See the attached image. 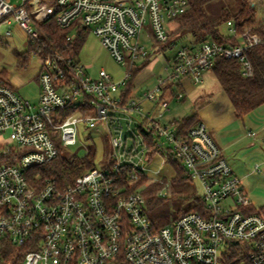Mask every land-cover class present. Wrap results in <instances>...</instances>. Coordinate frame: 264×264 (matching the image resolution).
<instances>
[{"label":"built area","instance_id":"1","mask_svg":"<svg viewBox=\"0 0 264 264\" xmlns=\"http://www.w3.org/2000/svg\"><path fill=\"white\" fill-rule=\"evenodd\" d=\"M248 4L261 13L258 0ZM56 6L0 0V29L10 36L16 26L39 43L36 24L51 18L74 28L68 40L86 28L128 71L117 82L103 69L93 78L79 60L32 51L41 63L36 103L0 80V264H222L232 242L243 249V264H264V215L248 211L251 200L208 125L184 132L163 120L171 101L184 99L182 80L203 84L219 58L239 61L243 76H253L248 53L264 48V15L241 32L227 22L234 45L207 39L181 47L152 85L125 100L132 70L150 62L142 37L153 48L165 44L170 23L191 0H57ZM167 83H174L171 100L162 98ZM97 125L107 150L99 155L94 144L93 164H81L80 175L68 181L40 173ZM90 151L69 157L84 161ZM170 157L199 183L203 206L160 226L134 187L142 178L154 183L149 167L161 158L160 170ZM165 188L157 197H166Z\"/></svg>","mask_w":264,"mask_h":264},{"label":"rangeland","instance_id":"2","mask_svg":"<svg viewBox=\"0 0 264 264\" xmlns=\"http://www.w3.org/2000/svg\"><path fill=\"white\" fill-rule=\"evenodd\" d=\"M248 4V0H242ZM261 6V13L254 11V16L248 23L249 26L255 25L260 19V16L264 15V0H258ZM229 9L235 12L239 9V1L237 0H215L206 6V12L212 19H216L220 16L223 9ZM6 28L0 29V70L5 69L9 72L11 78H16L20 82L22 81L25 85L20 89L19 95L24 97L26 100L36 103L38 99V86L36 83V77L40 72L41 63L37 57L28 52L29 37L25 32L18 27H13V33L10 36L5 34ZM223 32L229 34L227 28H223ZM196 38L193 36H184L178 40V42L172 47L164 51H160L159 47L153 48V43L148 41L144 36L142 42L149 50L150 53V64L141 72L139 77H136L134 84L139 85L140 80L146 78V83L141 85L142 87L148 85L152 81L153 77L160 76L164 73L165 67L169 66L168 61L176 55L178 50L188 45ZM17 53L24 54L28 57V62L25 68H19ZM80 64L85 67L87 73L95 78L98 72L103 69L105 70L114 81L122 80L128 68L125 64L118 63L102 45L99 37L94 33L90 32L85 37L83 46L79 52ZM138 65H141L140 63ZM15 79V80H16ZM152 83L149 84H153ZM139 87V90L143 89ZM201 86H197L198 90ZM203 89L206 91L204 100L208 94H215V98H218L220 88L216 80L211 77L203 84ZM142 91H139V94ZM195 95H187V97L181 102L176 103L171 101L170 109L166 111L163 120L169 122L174 119H180L193 115L198 110V104L204 100L197 99ZM212 98V97H211ZM213 99V98H212ZM211 100V99H210ZM206 101V100H205ZM201 104H199L200 109ZM102 126L97 125L96 129L84 132L83 137L79 139V142L75 146L66 148L65 154L67 156L77 155L84 157L87 154V149H92L95 144L98 154L107 150V145L103 138ZM211 135L213 139L212 132ZM91 137V138H89ZM264 132L262 139L258 142V147L254 150H249L241 153L237 150L241 145H232L224 152L229 165L233 169L235 175L241 180L243 187L245 188L249 199L253 207L256 210L264 208ZM216 141V140H215ZM244 142H246L244 140ZM249 144V141H248ZM241 153V154H240ZM159 164H161V158H155L153 165L149 167L147 174L149 177L157 182H167L168 188L164 189L166 197L163 198L164 204L149 210L148 214L151 220L158 223V225H164L169 220L177 217L178 211L188 210L196 204V200L201 195V188L199 183L196 181L188 180L183 184L175 183L177 172L174 170L171 164H166L159 170ZM152 183V184H154ZM155 185V184H154ZM165 185V186H166ZM179 192L178 198H175L173 193ZM147 197V196H146ZM154 197V196H153ZM181 202L180 205H177Z\"/></svg>","mask_w":264,"mask_h":264},{"label":"trees","instance_id":"3","mask_svg":"<svg viewBox=\"0 0 264 264\" xmlns=\"http://www.w3.org/2000/svg\"><path fill=\"white\" fill-rule=\"evenodd\" d=\"M47 1L53 3L58 10L56 6L57 0ZM213 1L215 0H191L189 10L170 23V38L165 44H158L159 50L164 51L168 48H172L180 38L190 35L196 38V42L212 39L219 44L226 43L234 45V42H230V35L223 32V28H227L226 24L231 20L235 22L237 30L241 32L245 27L249 26L248 23L253 18L254 11L246 2L237 0L239 1V9L237 11L232 12L225 8L218 18L212 19L206 12V6ZM36 28L39 33L40 42L32 43L29 41V50L27 53L30 52V54H32V51H36L41 56H45L49 53L56 52L65 58H71L76 61L79 60V52L83 46L85 37L90 33L88 29L82 28L80 31L75 32L72 40H68L67 37L73 34L74 28H61L57 24L55 18H51L43 23H37ZM248 58L253 65L254 73L252 77H244L239 61L231 59H217L215 66L209 71L211 77L218 83L220 90L226 94L231 102L234 115L241 121L245 119L246 115L264 104V48L260 46L251 49L248 53ZM17 59L19 68H25L28 57L24 54L17 53ZM148 63L149 60L132 70L133 73L128 81L125 93L123 94L125 100L131 97L134 87L133 82ZM36 79H38V77H36ZM0 80L6 86L17 91L11 83L10 74L7 70H0ZM173 86L174 83H167L165 85L162 98L167 100L172 99L174 95ZM179 87L181 86L179 85ZM213 94H210V96ZM185 98L186 95L184 96V99ZM198 110L191 116L174 119L173 123L178 125L182 131L187 132L188 129L196 123L204 122ZM94 151L95 147L91 149L89 156H87L84 161L77 158L72 160L65 153H61L54 161L46 164L40 173L43 176H58L61 180L72 181L73 178L83 172L84 168L79 167L81 164H85L86 166L93 164L95 156ZM169 162L177 172L175 183H185L187 179L184 176L183 169L171 157ZM166 183L167 182H160L157 184L156 182L154 185L149 183V180L146 178H142L134 189L147 196L149 209L152 210L164 204V199L157 197V192L161 190ZM178 194L179 192H176V190L173 193L175 198H178ZM180 204L181 202L177 205ZM202 206V203L198 200L197 205L190 207L188 210L180 209L177 213V217L188 211H199ZM248 211L262 213L264 215V208L256 210L251 206ZM244 259V251L239 246V243L232 242L231 247L223 254L222 264H243L242 262ZM244 264L246 263L244 262Z\"/></svg>","mask_w":264,"mask_h":264},{"label":"crops","instance_id":"4","mask_svg":"<svg viewBox=\"0 0 264 264\" xmlns=\"http://www.w3.org/2000/svg\"><path fill=\"white\" fill-rule=\"evenodd\" d=\"M149 64L150 62L148 63V65ZM147 66H145L142 69V71ZM141 72L137 75V77H139ZM210 78H211V74L210 72H207L205 75L204 83ZM10 79L12 85L17 89V92L18 90L20 91V89L25 85V83H23L22 81L20 82L16 78L10 77ZM153 79L154 77L152 78V81ZM152 81H150L149 83H152ZM134 82L133 85L135 86L134 88L136 89L132 93L133 95H140L141 93L139 94V91H142V89L139 90V87L146 83V78L140 80L139 85H135ZM36 83L39 90L38 91V97H39L40 88L37 79H36ZM203 84H201L202 85L201 89L198 90L197 89L198 87L194 86L190 80L183 79L181 82L186 97L187 95L194 94L195 95L194 97L196 98L194 100L195 102L197 99H200L201 101L204 100L203 98L206 91L203 89ZM144 87H147V85L143 86L142 88ZM218 91H219L218 98L217 97L215 98L214 96L215 94H213L212 96H210L211 93L208 94V96H206L205 99L206 101L204 100L202 101V103H200L201 106L200 109L198 110L202 120L208 125L210 131L215 137L214 139L216 140L215 142L221 148L223 153L228 149L229 146L231 148L232 145L234 146L238 144H240L241 146L237 148V150H240L241 153L256 149L258 147V142L262 139V135L264 132V104L258 107L257 109H255L253 112L246 115L245 119L241 121L238 118H236V116L234 115L233 106L229 101L228 97L226 96V94L222 90H218ZM249 132H254L255 133L254 137H251L249 135ZM244 140L246 142H244Z\"/></svg>","mask_w":264,"mask_h":264}]
</instances>
